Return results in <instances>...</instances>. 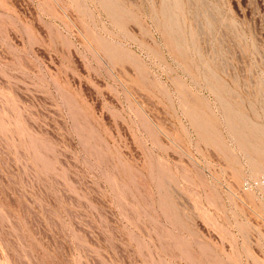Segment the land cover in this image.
<instances>
[{
  "label": "rangeland",
  "instance_id": "1",
  "mask_svg": "<svg viewBox=\"0 0 264 264\" xmlns=\"http://www.w3.org/2000/svg\"><path fill=\"white\" fill-rule=\"evenodd\" d=\"M0 264H264V0H0Z\"/></svg>",
  "mask_w": 264,
  "mask_h": 264
}]
</instances>
